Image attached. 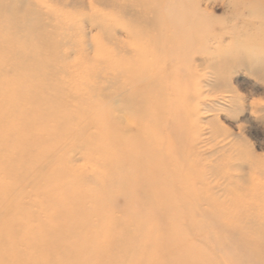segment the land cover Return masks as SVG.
Masks as SVG:
<instances>
[{
  "label": "rangeland",
  "instance_id": "374dc122",
  "mask_svg": "<svg viewBox=\"0 0 264 264\" xmlns=\"http://www.w3.org/2000/svg\"><path fill=\"white\" fill-rule=\"evenodd\" d=\"M1 1L5 5L10 0ZM24 1L23 7L36 11L43 22L29 49L41 56L37 71L45 79L33 87L17 79L15 93L32 87L28 96L39 86L46 87V94L61 90L65 106L18 105L8 96L2 100L0 89V142L16 141L25 111L36 117L25 128L36 133L26 141L30 155L9 149L0 156V250L11 256L6 264L37 258L40 242L12 252L10 242L19 228L34 234L30 237L52 234L53 215L59 217L60 228L67 227L65 218L73 223L57 237L64 247L60 264H99L101 258L110 264H180L186 255L179 253H185L187 244L197 252L199 264L204 258L210 260L207 264H264L263 0L252 3L259 5L256 10L242 0ZM130 28L138 32V40L130 36ZM130 40L131 48L124 46ZM17 47L28 52L22 44ZM110 49L120 51L125 64L136 61L138 49L148 65L158 61V69L151 70L161 71L159 90L147 105L142 100L139 108L127 109L122 107L130 103L126 99L117 100L121 106L116 101L117 109L111 106L125 124L137 116L144 128L146 118L158 120L149 131L156 135L153 156L145 135L139 136L138 184L129 200L111 196L121 183L119 176L123 180L127 175L109 170L121 165L118 155L113 161L106 158L105 93L118 86L108 85ZM32 63L21 62L23 67ZM87 92L97 103L86 105L81 96ZM141 93L138 99L145 97ZM34 172L38 176L33 181ZM111 173L118 174L110 178ZM40 177L47 182H39ZM84 219L86 228L79 231ZM154 240L158 242L151 245Z\"/></svg>",
  "mask_w": 264,
  "mask_h": 264
},
{
  "label": "bare ground",
  "instance_id": "6f19581e",
  "mask_svg": "<svg viewBox=\"0 0 264 264\" xmlns=\"http://www.w3.org/2000/svg\"><path fill=\"white\" fill-rule=\"evenodd\" d=\"M242 1L244 2L243 4L248 3V5L249 4L252 5V9L250 8L251 10H256V9L259 8V5L255 6L254 4H252V3L258 2V0H242ZM263 2H264V0H263ZM25 3H26V1H24V0H10L7 3H5V5H2V1L0 2V89H1V94H2V100L6 101L7 100V96H8L9 100H12L13 102L16 101L18 105L26 104V103H33L34 104L36 102H43L46 105H50V103H57L62 108H64L63 106H65V103H63V100H61V98H63L62 95H61V93H63V92L61 90L57 91V90L54 89L55 93H47L46 94V92H45L46 91V87L39 86V89L35 88L37 90H33V94L26 96L28 93H30L29 91L32 90L31 88L34 85H36V84L40 85V81H42L41 78L45 79V76H44V74L39 73L37 71V68L40 67L39 62L43 61L41 56L34 55L33 52H32L34 50H32V48L29 49V45L31 43H33V39L35 38L38 29L42 28L43 22H41L40 19H38V17H37L38 14H37L36 11H34L32 9H29V8H24L23 7ZM16 11H17V13H16ZM6 12H7V15L5 14ZM159 12H161V11H159ZM152 13H151V15H152ZM157 14H159V13H157ZM162 14H163V12L161 13V15ZM198 15H200V14L198 13ZM164 20L165 19L163 18V21ZM177 20H178V18H177ZM153 21H155V20H152V22ZM161 21H162V18H161ZM165 21H164V23H165ZM177 23L178 22H176V24ZM22 25H24V26L27 25L28 27L24 30V28L21 27ZM165 25L167 26V21H166ZM262 26H264V25H261V27ZM164 28H166V27H164ZM182 28H184V27H182ZM15 29H17V31ZM167 29H168V26H167ZM261 29H264V27L261 28ZM128 31H129L131 37H133L134 39L138 40L137 39L139 37L138 32L133 31L132 28H130ZM261 31L264 33V30H261ZM199 33H200V31L197 34H199ZM179 38L182 39L183 37H179ZM162 39H163V36H162ZM14 43L17 46L19 44H22L23 46H26V48H28V52L27 53L26 52L20 53L22 51L20 47H17V46L16 47H12V44H14ZM41 43H45L44 40ZM173 43H175V42H173ZM132 44H133V42H131V40H130V42L125 44L124 46L131 48ZM173 45H172V47H174ZM117 49H110V50L107 51L108 68L110 70H113V72L107 74V78H109V80L112 82V83L109 82L111 84H108V85H114L116 83L118 86L116 88L114 87L115 90L114 89L113 90H109V89L106 88V93H105V96H106V98H105L106 99V103H105V107H106L105 108L106 158L108 157V158L111 159L112 157H115V156L118 155L119 158H120L119 160H121L118 165H120V164L121 165L118 166V167H110L109 166V170L112 171V172L115 171V170L116 171L122 170L124 172L125 171L127 172V174L125 172V175H124V176L127 175V177H123V180H122V178H120V176H122V174H121L119 176V179H120L121 183H118V186H117V184H115L116 187H117V188L115 187V189H117L119 191V194H117L118 193L117 190L114 189L113 191H116V193H114L112 191L111 192V196H113L114 198L122 196V197H124L125 200H129V198H132L134 196V193H135L134 187L138 184V183H136L137 180H135V179H136V174H137L136 171L138 170L137 169V167H138L137 164H139V159H140V155H139V146H140L139 136L140 135H145L147 146H148L149 149H151L152 156H153L154 152H155V146H156V144H155L156 135L152 131L151 132H149V131L152 130L153 125L158 120L155 121L154 117H151L150 119L146 118V120H148V124H146L145 128H144V127L141 126L140 120H139L138 116L136 115L138 121L134 120V121H132L129 124L128 123L125 124L124 122L119 121V118L116 119V117L114 116L113 111L111 110V106L112 107L115 106V109H117L116 106L118 104L120 105L119 101H121V103H122L123 101L124 102L127 101L126 99H128L130 103H128V104H124L123 103L124 105L122 107H125L127 109L139 108L140 107L139 104L142 103L143 101L147 105L148 104L147 101L150 100V98H154V96L152 95V92L156 91V90H159L157 85H158V80H159L158 78H160V76H161V71H156V72L154 71V70L158 69L157 68L158 61H156L154 59L148 65V62H146L144 59H142L144 56L143 57L141 56V54H140L138 49H136L137 53L135 51V55H134L135 58H136V61L134 63H126L125 64L124 55L120 54L121 53L120 51L116 52ZM37 50L40 51L39 48H37ZM120 50H122V49H120ZM124 53H125V57H126V52H124ZM143 54L145 55L144 52H143ZM161 57H163V56H161ZM139 58L142 59V61H143V62H141L142 64L140 63ZM160 60H162V58ZM32 61H33V63H32ZM127 61L128 60H126V62ZM164 61H165V59H164ZM21 62H23V63L24 62H27V63L31 62L32 65L30 67H26V66L23 67V64H21ZM162 65H165V64H163V62H162ZM151 66L155 67L156 69L154 68V70H151L150 69ZM12 69H14L13 70L14 73H15L14 77H12V75H11L12 74ZM114 70H117L116 71L117 72V76H116ZM16 75H18V76H16ZM124 75L126 76V79L122 78V76H124ZM26 77H29V78H26ZM24 78L27 79V80H25ZM17 79L20 80V82L22 84H26V85L31 84V86L32 85L33 86L31 88L30 87L24 88L19 93H15V89H16L15 87H16V85H19L18 84L19 81ZM122 79H124V80H122ZM141 92H143V93H141ZM139 93H141L142 95H145V97L138 99V96H136V94H139ZM85 94H86V96H81V97L85 100L86 105H91V104L97 103V101L94 99L92 94L90 95V93H88V92L85 93ZM92 99H94V100H92ZM117 100H119V101H117ZM116 101L118 102V104H117ZM114 103H115V105H114ZM120 106H119V108H121ZM125 108H123V109H125ZM155 108H156L155 104H152V110L150 109L151 114H155V112H154ZM0 113H1V111H0ZM33 113L34 112H32V114H31L30 111H25L24 112V115L21 118V119H23V122H20V126L23 127V129H20L18 131V134H16V136H17L16 137V141H14L15 139H13L12 141L0 142V156H2L9 149L17 150L18 154L21 155V156L24 153H26L27 155H30V153L32 152L31 151L32 148H31V144H29L28 142H29L30 139L36 138V135H35L36 133H34V131H28L25 128L30 126V123L32 122L31 116H33V118L36 121V117L33 115ZM117 113H118L119 116L121 115V114H119V112H117ZM120 113H121V111H120ZM123 113H125V112H123ZM159 118H160V116H159ZM3 120H4V115L0 114V123H2ZM93 127L94 128L99 127L98 123H94ZM2 130H3V128L0 127V133H1ZM125 133H131L132 136L129 138V136L126 134L127 135V137H126V136H124ZM133 138H135L136 140H134ZM26 141H28V142L26 143ZM160 144H162V142L159 143L158 146H161ZM133 152H135L134 155H133ZM158 152L160 154V151H157V154H158ZM127 157L129 158L130 162H126L128 160ZM131 157L132 158L134 157V158L132 159ZM147 158H148V156H147ZM111 160L113 161V159H111ZM142 160L143 161H147L146 159H142ZM160 161H161V159H160ZM113 163L115 164V162H113ZM144 164H146V162H144L143 165ZM176 164L177 163H175L174 166H176ZM152 165H153V161L151 163V166ZM156 165L154 167H156ZM127 166H130V168L134 169V172L133 173L128 172V171H132V170H130V168L128 170H126ZM124 167H126V169ZM144 167H145V165H144ZM144 167H142V170L145 169ZM106 168H107V166H106ZM147 168H148V165H147ZM139 169H140V167H139ZM24 170H25V178L28 179L29 178V174H28V172H26L27 171L26 169H24ZM154 170H156V169L154 168ZM40 171L41 170H39V169L35 170V172H38V173ZM35 172L33 173L32 178L30 180L34 181V179L37 178L38 174H35ZM140 172H141V174H143L142 171H140ZM149 172L151 173V171H149ZM149 172H148V174H149ZM113 173H111L109 175L110 178H115V176L118 174L117 173V174L114 175ZM119 173H121V172H119ZM151 174H149V175H151ZM158 176H159V174H158ZM156 177H157V175H156ZM156 177H154V178H156ZM110 178H108V180H110ZM156 179H158V177ZM44 180H45L44 178L40 177L38 181L39 182H43ZM181 181L182 180H179V182H181ZM45 182H47V180H45ZM182 182H185V181H182ZM116 183H117V181H116ZM166 183H168V182H166ZM160 185H161V182H160ZM168 185H169V183H168ZM180 187H182L181 183H180ZM185 187H187V186H185ZM111 188H114V187H111ZM160 188H162V185H161ZM173 188H174V186H173ZM187 190L189 192V188ZM174 191H173V193H174ZM197 191H198V189H197ZM143 192H145V190ZM109 193L110 192L108 191V194ZM199 193L201 194V191ZM208 208H207V210H209ZM111 211H112V213H115V210L112 209V208H111ZM53 216L55 217V219H53V217L49 216V217H51L50 222H55V224H56L54 226V228H52V229L49 228V229H51V231H53L52 234H49L48 232H44L43 234L39 235L40 238H37L35 236L30 237V235H34V234L33 233H29L28 230H22V228L16 229L18 235L15 234L17 236L14 235L13 238H12V241L10 242V249H9L10 252H12L19 245H24L25 244V245L30 246L29 244H34V242H38V243L40 242L41 249L39 250V248H40L39 247L36 250L37 258H35V260L32 261V262H29L28 260L25 259V263H27V264H42V263H45V264H60V262H61L60 256H61V253L64 250V247L61 246V244L58 242L57 237H60L59 234H61L63 229L68 228L70 226V224L68 222V219L65 218V225L67 227H61L60 228L59 217H57V215L56 216L53 215ZM106 223L112 224L111 222H106ZM125 225H126V223L124 224V226ZM78 226H79V228H77V229L79 231H84V229L86 228L85 227L86 226L85 219L83 221H79ZM103 226H104V224H101L100 228H103ZM118 226H121L124 229L126 228L122 224L118 225ZM72 227H73V223H72V225L69 228L72 229ZM98 228H99V225H98ZM121 232L122 233L119 234V239L123 237L122 229H121ZM134 239H136V238H134ZM131 242L134 243V241H132V240H131ZM155 242H158V241L154 240V242L151 245H154ZM187 246H188V244L185 245V248H184L185 253L184 252L183 253H179L181 255H186L184 261L180 262V264H182V263H184V264H199L197 262L198 261L197 257L194 256V255H196L195 254V252H196L195 249H192L191 247H187ZM90 249H91V251H93L95 249V247L92 248L90 246ZM10 257L11 256H9V257L5 256V254H3L2 251L0 250V264H6V263L10 262ZM91 257H93V255ZM212 260H213V258H212ZM214 260H215V258H214ZM208 262H210V260L208 259V261H206V259L204 258L202 260L201 264H207ZM18 263L25 264L24 261H22V260L18 261ZM93 263L94 262H92L91 264H93ZM98 263L99 264H106V263L110 264L111 262H109L107 260L105 261V258L104 259L101 258V259H98Z\"/></svg>",
  "mask_w": 264,
  "mask_h": 264
}]
</instances>
